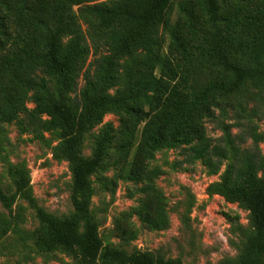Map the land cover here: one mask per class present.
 <instances>
[{
    "label": "trees",
    "instance_id": "trees-1",
    "mask_svg": "<svg viewBox=\"0 0 264 264\" xmlns=\"http://www.w3.org/2000/svg\"><path fill=\"white\" fill-rule=\"evenodd\" d=\"M5 3L15 4V19L10 11L0 17V134L5 123L20 135L54 133L56 155L72 174L73 211L65 216L36 204L24 170H11L13 195L0 188L5 207L18 194L35 207L39 225L29 235L35 251L62 250L81 264H181L105 243L91 208V177L113 148L114 181H132L142 197L132 212L148 228L165 227L164 194L155 183L162 170L150 159L173 147L181 164L201 160L209 173L227 163L212 191L249 208L254 228L234 264H264V132L255 121L264 106V0H183L184 22L175 25L172 0ZM192 60L213 75L206 86L188 77ZM229 111L236 121L220 122L222 135L213 140L206 122ZM108 113L118 126L108 124L93 155L84 156L85 133ZM8 230L0 225V235Z\"/></svg>",
    "mask_w": 264,
    "mask_h": 264
},
{
    "label": "rangeland",
    "instance_id": "rangeland-1",
    "mask_svg": "<svg viewBox=\"0 0 264 264\" xmlns=\"http://www.w3.org/2000/svg\"><path fill=\"white\" fill-rule=\"evenodd\" d=\"M5 1L0 0V17H6L10 11L15 19V4L7 5ZM181 1L172 0L170 19L173 25L177 21L184 22ZM196 12H201L199 7H196ZM83 28L87 32L85 24ZM169 45V34H165L164 52H169ZM187 68L188 77L197 80L198 86H206L213 79L210 72L201 73V61L192 60ZM231 101L234 103L236 98ZM216 113L218 115L219 111ZM233 114L229 111L227 117L219 116L218 122L207 121L208 136L213 140L219 138L222 135L220 122H235ZM255 121L259 130L264 132V106ZM118 123V117L108 113L101 123L90 128L84 136L83 155L91 157L106 126L112 124L116 128ZM143 126H139V141ZM238 132L240 129L235 127L233 133ZM2 134L0 188L13 195L16 187L11 170H24L28 188L38 206L57 216L70 214L73 211L72 174L68 160L56 155L60 139L51 132L39 137L20 135L13 123H5ZM250 144L249 140L246 146ZM261 148L264 152V142ZM112 152L113 148H110L101 168L91 177L94 193L91 208L105 243L128 251H149L181 264H234L239 260L254 228L249 208L212 191V185L222 177L226 162L218 173H209L201 160L193 165L181 164L183 157L176 148L157 150L150 162L162 170L155 183L164 194L168 223L163 228L152 229L132 212L142 198L140 193H134L133 182L114 181ZM135 153L133 148L131 157ZM7 224L8 232L0 235V264H81L75 256L62 250L49 254L35 251L29 235L39 225L36 210L19 194L11 207L0 202V225ZM120 230H126V233L121 235Z\"/></svg>",
    "mask_w": 264,
    "mask_h": 264
}]
</instances>
